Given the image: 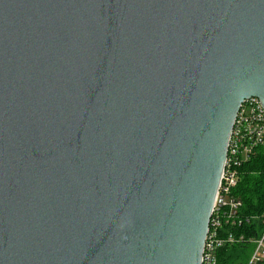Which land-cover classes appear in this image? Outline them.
Returning a JSON list of instances; mask_svg holds the SVG:
<instances>
[{
	"label": "water",
	"instance_id": "water-1",
	"mask_svg": "<svg viewBox=\"0 0 264 264\" xmlns=\"http://www.w3.org/2000/svg\"><path fill=\"white\" fill-rule=\"evenodd\" d=\"M264 0H0V264H202Z\"/></svg>",
	"mask_w": 264,
	"mask_h": 264
},
{
	"label": "built area",
	"instance_id": "built-area-1",
	"mask_svg": "<svg viewBox=\"0 0 264 264\" xmlns=\"http://www.w3.org/2000/svg\"><path fill=\"white\" fill-rule=\"evenodd\" d=\"M263 144L264 106L259 98L251 97L242 104L234 123L205 241L202 264H218V250L238 241L234 233H223L224 226L229 222L233 225L241 222L239 210L242 201L232 193L238 184V166L251 158ZM255 242L256 248L249 264L264 261V232Z\"/></svg>",
	"mask_w": 264,
	"mask_h": 264
},
{
	"label": "trees",
	"instance_id": "trees-1",
	"mask_svg": "<svg viewBox=\"0 0 264 264\" xmlns=\"http://www.w3.org/2000/svg\"><path fill=\"white\" fill-rule=\"evenodd\" d=\"M237 172L238 184L232 193L242 201L239 210L241 222L234 225L229 222L223 233H234L238 241L218 250V264H249L255 241L264 232V144L238 166ZM258 264H264V261Z\"/></svg>",
	"mask_w": 264,
	"mask_h": 264
},
{
	"label": "rangeland",
	"instance_id": "rangeland-1",
	"mask_svg": "<svg viewBox=\"0 0 264 264\" xmlns=\"http://www.w3.org/2000/svg\"><path fill=\"white\" fill-rule=\"evenodd\" d=\"M256 248V247H255ZM255 251V250H254ZM254 253V252H253ZM253 255V254H252ZM250 262V261H249Z\"/></svg>",
	"mask_w": 264,
	"mask_h": 264
}]
</instances>
